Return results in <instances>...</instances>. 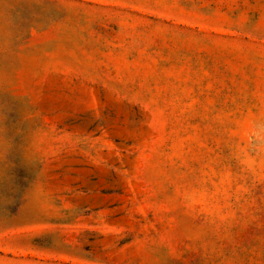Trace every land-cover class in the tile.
<instances>
[{"label": "rangeland", "instance_id": "1", "mask_svg": "<svg viewBox=\"0 0 264 264\" xmlns=\"http://www.w3.org/2000/svg\"><path fill=\"white\" fill-rule=\"evenodd\" d=\"M0 264H264V0H0Z\"/></svg>", "mask_w": 264, "mask_h": 264}]
</instances>
